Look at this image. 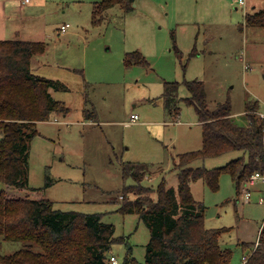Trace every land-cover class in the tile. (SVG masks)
I'll use <instances>...</instances> for the list:
<instances>
[{
	"label": "rangeland",
	"instance_id": "1",
	"mask_svg": "<svg viewBox=\"0 0 264 264\" xmlns=\"http://www.w3.org/2000/svg\"><path fill=\"white\" fill-rule=\"evenodd\" d=\"M95 1L42 0L26 11L32 18L24 25V36L45 41V50L37 55L43 63L34 73L65 85L49 91L68 109L37 121L28 186H8L6 194L42 196L54 208L101 213L102 222L114 225V237L123 238L112 242L108 256L121 263L130 248L137 264H145L149 229L138 214L118 209L122 200L135 197L122 191L134 181L122 175L121 164L152 166L142 183L154 188L156 197L162 178L177 187L172 169L176 154L202 146L194 106L180 100L179 114L170 113L165 81H178V95L186 97L184 81L202 80L209 107L229 101L240 124L247 122L246 104L257 102V113L264 111V28L244 22V13L262 8L264 0H246L245 7L237 0H133L132 9L114 5L94 23ZM65 22L69 26L61 32ZM133 50L148 64H126V53ZM131 112L138 114L136 121H130ZM242 153L233 150L192 165L220 166ZM190 186L193 197L205 205L204 225L222 229L218 241L232 250L229 264H242V256L257 245L264 221V203L258 202L261 180L250 198L237 192L227 172L220 174L216 190L202 178ZM26 244L0 235L1 253Z\"/></svg>",
	"mask_w": 264,
	"mask_h": 264
},
{
	"label": "trees",
	"instance_id": "2",
	"mask_svg": "<svg viewBox=\"0 0 264 264\" xmlns=\"http://www.w3.org/2000/svg\"><path fill=\"white\" fill-rule=\"evenodd\" d=\"M132 2L96 1L92 20L99 22L102 12L117 4L126 11L132 9ZM244 22L264 28V6L246 11ZM44 50L43 40L0 39V235L27 243L12 253L0 252V264H112L108 251L114 240L123 238L114 237V225L102 222L101 213L61 210L45 197L6 194L8 186H28L29 149L37 134V121L68 109L64 101L54 98L49 91L65 85L34 73L39 63L37 55ZM125 62L148 64L139 50L128 51ZM184 83L189 94L179 97L180 83L164 82L165 105L176 115L180 100L194 106L202 126V146L176 154L172 169L177 175V187L167 186L162 178L156 197L152 195L155 189L142 183L152 166L147 162H123L122 175L134 182L122 191L135 197L122 200L118 209L138 214L149 229L145 264H229L232 250L219 244L221 228L204 225L205 205L193 197L190 182L202 178L209 188L216 190L220 174L227 172L239 192L242 182L253 172H264V118L257 113V102L248 103L247 122L240 124L232 116L229 101L209 107L202 80L195 78ZM233 150L243 153L223 165H192L195 160ZM129 251L130 248L118 264H137ZM247 255L243 264H264V221L258 243Z\"/></svg>",
	"mask_w": 264,
	"mask_h": 264
},
{
	"label": "crops",
	"instance_id": "3",
	"mask_svg": "<svg viewBox=\"0 0 264 264\" xmlns=\"http://www.w3.org/2000/svg\"><path fill=\"white\" fill-rule=\"evenodd\" d=\"M41 1L35 0L33 2V0H29L27 2L19 3L20 1L18 0H0V39L19 37L23 39L38 40L33 37L30 38L24 36L23 28L24 25L28 22V20L32 18V16L26 14V11H28L29 8H31L33 5L40 4ZM236 7L238 6L236 5ZM38 61L39 63L37 64V66L43 63V61L40 60L39 58ZM36 197H40V196H36Z\"/></svg>",
	"mask_w": 264,
	"mask_h": 264
},
{
	"label": "built area",
	"instance_id": "4",
	"mask_svg": "<svg viewBox=\"0 0 264 264\" xmlns=\"http://www.w3.org/2000/svg\"><path fill=\"white\" fill-rule=\"evenodd\" d=\"M20 2H27L29 0H18ZM239 6L241 7H245L246 6V0H237ZM69 26V23H63L60 26V31L64 32L67 30V27ZM260 117L264 118V111H259L258 112ZM138 114L135 112L130 113V120L131 121H136V119L138 118ZM258 180H261L262 184H263V189H261L263 192L261 195H259L258 197V202L260 203H264V172H260V171H255L253 172L248 178L247 180H245L244 182H242L240 189L242 190V194L244 195L245 198H250L251 197V193H252V187L257 183ZM248 255H243L241 258L242 264L246 261ZM110 260L112 262V264H118V261L116 259V257L111 256Z\"/></svg>",
	"mask_w": 264,
	"mask_h": 264
}]
</instances>
